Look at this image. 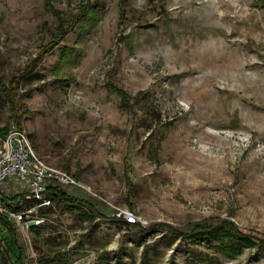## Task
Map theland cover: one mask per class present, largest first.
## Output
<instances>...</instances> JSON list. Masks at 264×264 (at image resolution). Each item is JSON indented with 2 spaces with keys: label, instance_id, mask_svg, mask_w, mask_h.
I'll return each mask as SVG.
<instances>
[{
  "label": "rangeland",
  "instance_id": "obj_1",
  "mask_svg": "<svg viewBox=\"0 0 264 264\" xmlns=\"http://www.w3.org/2000/svg\"><path fill=\"white\" fill-rule=\"evenodd\" d=\"M47 1L66 18L84 16L60 44L80 59L58 72L62 51L40 54L58 29ZM120 1L0 0L3 80L38 61L19 83L20 130L45 164L94 192L60 186L90 209L23 202L22 219L10 220L26 264H264V250L225 258L205 243L169 246L164 231L114 218L132 212L127 156L136 176L132 213L144 229L229 219L264 237V0H128L123 21ZM112 68L133 98L145 94L133 116L106 86ZM11 116L0 91V129ZM2 187L10 202L27 192L12 178ZM2 235L0 228L5 264Z\"/></svg>",
  "mask_w": 264,
  "mask_h": 264
},
{
  "label": "trees",
  "instance_id": "obj_2",
  "mask_svg": "<svg viewBox=\"0 0 264 264\" xmlns=\"http://www.w3.org/2000/svg\"><path fill=\"white\" fill-rule=\"evenodd\" d=\"M127 1L128 0L120 1L121 21H123L124 16L126 14L125 6ZM46 4L58 18V29L55 33L50 36V43L46 45L42 50H40V54L47 55L52 50L60 49L62 51V54L60 56L61 58L59 59V62L56 64L54 69V72H58L61 70L60 68L63 64L72 66L76 63L77 59H80V56L76 54L78 50H76L74 47L61 48L60 44L64 41L68 33H70V31H73L76 28V26L84 18V16L83 14H79L71 16L70 18H66L59 10L50 8V1H47ZM93 7L94 8L92 11L96 12L95 20H98L100 18V15L97 14L95 6ZM85 9L86 7H84V11ZM123 38L120 39L122 40ZM131 45V43H128V46L130 48ZM37 62L38 61L33 60V62L27 65L25 68L18 70V72L9 80L8 84L3 80V77L0 72V91L4 95L6 100L10 103L12 111L10 122L5 127L0 129L1 139H3L2 137L7 136L11 123H15L18 129H21L20 115H17V105L19 103L17 101L19 98V83L22 79H24L26 76L32 74L35 71L37 67ZM112 69L107 72L106 86L118 98V106L120 110L124 113L129 114V116H133L136 110V105L144 101V96L142 95L145 94L143 93L140 94L139 97L133 98L121 85L118 84V82L116 81V70ZM140 98L142 100H140ZM172 123L173 122H169L165 123L164 125L169 126ZM134 127L136 126H133V132L135 129ZM163 136L164 135L162 134L161 139L163 138ZM157 147L158 146H156V148ZM123 166L128 188L127 199L130 205V210L135 213L136 206L134 204V189L136 176L133 170V164L131 162V159L127 156L124 157ZM66 169H69V166H66ZM28 195V193L24 192L23 194L12 196L10 197V200L12 201L11 203L18 205L21 201H27L26 198ZM46 196L53 203H62L63 201H66L69 203L68 205L70 206H73V204L76 205L77 203H81L84 204L88 209H90V207H93L90 202L86 200H80L79 198L69 195L60 186L55 184H50L47 186ZM22 205L11 208V211H21ZM86 216L88 215L84 214V217L81 216V219L86 220ZM114 218L117 217L114 216ZM10 219L11 217L8 214H0V228L2 229V236L5 235V238H3L5 244L4 257L7 261L5 264H26L24 249L18 241L17 231L11 223ZM122 221L129 227L140 228L144 232L156 230L164 231L165 235L163 236L162 240L166 239L169 242V246L173 245L177 239H180L182 242H184V244L201 245L202 243H205L208 249L212 250L216 254L222 255L225 258H235L239 256L240 254H242L244 248L264 250L263 236L240 230L236 226V224L229 219L220 220L218 223L210 221H199L188 224L181 228L173 227L163 222H155L152 223L146 229H144L141 224L129 223L124 219H122ZM195 249L183 248V251L185 252V254L191 255L193 251L198 252Z\"/></svg>",
  "mask_w": 264,
  "mask_h": 264
},
{
  "label": "built area",
  "instance_id": "obj_3",
  "mask_svg": "<svg viewBox=\"0 0 264 264\" xmlns=\"http://www.w3.org/2000/svg\"><path fill=\"white\" fill-rule=\"evenodd\" d=\"M17 181V185H24L29 195L26 199H34L41 207H50L53 202L46 196L48 185L74 186L81 190L94 194L89 186L78 181L72 174L63 170L48 166L39 157L32 147L25 131L11 124L7 136L0 138V214H8L11 218L22 219L20 211H11V208L21 206L6 200V192L3 184L8 179ZM26 217V216H25ZM115 217H123L129 223H136L137 216L132 212H121Z\"/></svg>",
  "mask_w": 264,
  "mask_h": 264
},
{
  "label": "crops",
  "instance_id": "obj_4",
  "mask_svg": "<svg viewBox=\"0 0 264 264\" xmlns=\"http://www.w3.org/2000/svg\"><path fill=\"white\" fill-rule=\"evenodd\" d=\"M127 114V113H126Z\"/></svg>",
  "mask_w": 264,
  "mask_h": 264
}]
</instances>
